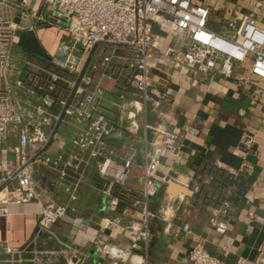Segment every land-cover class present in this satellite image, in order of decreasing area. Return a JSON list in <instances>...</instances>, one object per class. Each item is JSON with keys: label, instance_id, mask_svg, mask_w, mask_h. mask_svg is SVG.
<instances>
[{"label": "crops", "instance_id": "1", "mask_svg": "<svg viewBox=\"0 0 264 264\" xmlns=\"http://www.w3.org/2000/svg\"><path fill=\"white\" fill-rule=\"evenodd\" d=\"M13 1L10 0L11 5ZM209 3L214 14L222 18L236 22L241 13H247L264 29V0ZM27 9L38 11L39 0H27ZM0 12L15 30L9 81L14 85L20 79L25 84L14 88L15 101L23 106L29 126L42 119L48 121L42 131L56 137L43 156L58 161L56 166H33L38 202L9 196L0 188V264H7L6 249L26 251L25 258L39 253L41 264H66L70 260L100 264L93 239L116 249L130 250L133 246L130 236L120 227L105 226L106 220L121 226L130 220L107 210L105 182L98 177L95 160L88 151L72 144L83 126L64 113L78 100V89L85 86L80 78L87 72L86 65L81 58L72 74L61 64L52 65L53 59L59 63L64 60L58 51L62 35L12 8ZM28 63L55 68L63 81L56 84L52 93L36 88L34 95L29 94L31 86L37 83L43 87L46 79L29 73ZM154 65L160 72L151 74L153 85L170 97L157 112L144 111L137 103V112L131 109L135 104L125 103L122 108L121 95L130 101L133 91L124 80L102 82L101 106L115 129L106 141L107 151H114V163L128 172L125 188L137 194L143 188L144 165L164 140V135L155 131L175 136L180 156L166 163L181 175L182 183L188 185L183 188L191 191V195L168 187L149 201L151 235L146 248L138 246L132 250L128 264H191L188 254L199 242L221 264H264V82L249 75L250 63L235 69L229 79L215 76L200 87L190 86L180 75L171 78L175 73L166 62ZM76 79L77 88L71 89L69 84ZM145 123L153 130H145ZM243 134L254 138L252 150L256 154H245L239 149ZM16 144L15 133L0 144V176L15 167ZM244 157L251 165L250 170L241 171ZM212 181L219 189L226 187L223 191L229 209L224 218L227 225L224 235L217 234L210 224L213 217H218L223 199L218 202L215 197L211 199L215 195L205 183L209 185ZM48 202L65 206L67 214L52 227L50 234H40L38 219L42 206ZM183 226H188V232L176 236V230Z\"/></svg>", "mask_w": 264, "mask_h": 264}, {"label": "built area", "instance_id": "2", "mask_svg": "<svg viewBox=\"0 0 264 264\" xmlns=\"http://www.w3.org/2000/svg\"><path fill=\"white\" fill-rule=\"evenodd\" d=\"M3 8H12L36 24L52 27L62 35L58 51L64 55V60L59 63L53 59L52 65L61 64L69 74L76 72L81 58L86 65L87 72L80 78L85 86L78 89V100L64 113L83 126L72 144L88 151L95 160L98 177L105 182L103 193L107 210L130 220L125 226L106 220L105 226L120 227L132 238L131 249H116L93 239L98 260L100 264H128L134 248L147 247L152 219L149 201L170 184L188 185H184L181 175L166 163L174 162L180 156L177 138L156 130L164 135V140L155 147L154 154L144 165L142 190L132 194L125 188L128 172L114 163V151H107L106 141L115 129L101 106L102 82L124 80L133 91V99L127 101L122 94L121 107L126 102L137 103L144 111L149 109L151 112H157L162 104L170 101L167 92L153 85L151 74L160 72L154 62H166L168 69L175 73L171 78L180 75L192 87H200L215 76L229 79L235 69H242L246 63H250L249 75L264 82V29L247 13H241L236 22L222 18L214 14L209 1L202 0H39L38 11L28 10L27 0H14L12 5L10 0H0V9ZM14 35L12 22L0 12V144L11 133L17 138L13 148L15 167L1 174L0 188L9 196L38 202L33 166L57 165L58 161L43 156L56 136L42 131L49 125L45 119L29 126L23 106L15 101L14 88L25 84L20 79L14 85L9 81ZM27 71L46 79L43 87L36 83L28 89L31 95L35 94L36 88L52 93L56 84L63 81L53 67L41 68L28 63ZM77 79L71 80V89L77 88ZM131 109L137 112L135 107ZM144 129L153 130L146 123ZM254 143L252 136L243 134L238 147L245 154H256L252 150ZM243 160L241 171L250 170L251 165L245 157ZM228 209L229 202L225 197L218 217L210 221L219 235L226 233L224 218ZM66 214L67 208L63 205L53 202L43 205L38 219L39 233L49 234ZM181 232H188V226L178 228L175 235ZM5 253L9 257L7 264L26 261V251L6 249ZM34 254L32 262L41 264V255ZM188 260L191 264H221L218 258L208 254L202 242L190 250ZM67 264L81 262L70 260Z\"/></svg>", "mask_w": 264, "mask_h": 264}, {"label": "rangeland", "instance_id": "3", "mask_svg": "<svg viewBox=\"0 0 264 264\" xmlns=\"http://www.w3.org/2000/svg\"><path fill=\"white\" fill-rule=\"evenodd\" d=\"M205 1H210V0H202V2H205ZM217 15V14H216ZM121 101V100H120ZM127 103V102H126ZM118 106V105H117ZM205 186H210V188L213 190V194L215 195V196H212L211 197V199L213 198V197H215L216 199V201L218 202L219 200H221L222 198L223 199H225V193H224V189L226 188V187H220V189H219V187H218V185H214L213 184V181L212 182H209V185H206V183H205ZM220 191H222V192H220ZM220 192V193H219ZM207 194H210L209 193V191L207 192ZM219 196V197H218ZM222 199V200H223ZM221 202V201H220ZM50 234V233H49ZM25 258V257H24ZM32 258L33 257H31L30 256V254H28L27 255V257L25 258V260L26 261H24V263L23 264H35V263H33L32 262ZM68 262V261H67ZM67 262H65L66 264H67ZM47 263V262H46ZM49 263V262H48Z\"/></svg>", "mask_w": 264, "mask_h": 264}, {"label": "water", "instance_id": "4", "mask_svg": "<svg viewBox=\"0 0 264 264\" xmlns=\"http://www.w3.org/2000/svg\"><path fill=\"white\" fill-rule=\"evenodd\" d=\"M174 188V189H176V190H178V192H180L181 194H184V195H186V196H189V195H191V191H189L188 189H186V188H183V187H181V186H179V185H176V184H170L169 186H167V188Z\"/></svg>", "mask_w": 264, "mask_h": 264}, {"label": "bare ground", "instance_id": "5", "mask_svg": "<svg viewBox=\"0 0 264 264\" xmlns=\"http://www.w3.org/2000/svg\"><path fill=\"white\" fill-rule=\"evenodd\" d=\"M135 105H137V104H135ZM138 106V105H137ZM137 106H135V108L136 109H138L139 108V106L137 107ZM132 124H133V122H130V125L132 126Z\"/></svg>", "mask_w": 264, "mask_h": 264}]
</instances>
